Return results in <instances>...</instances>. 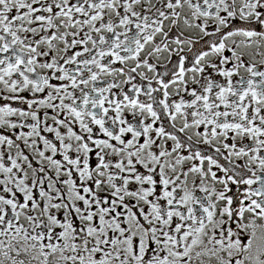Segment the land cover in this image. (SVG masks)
Listing matches in <instances>:
<instances>
[{"label": "snow or ice", "instance_id": "6c2138e0", "mask_svg": "<svg viewBox=\"0 0 264 264\" xmlns=\"http://www.w3.org/2000/svg\"><path fill=\"white\" fill-rule=\"evenodd\" d=\"M0 264H264V0H0Z\"/></svg>", "mask_w": 264, "mask_h": 264}]
</instances>
